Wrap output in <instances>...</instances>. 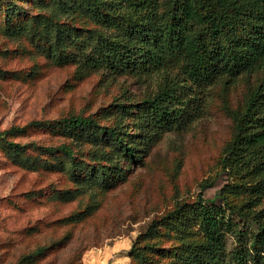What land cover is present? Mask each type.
Wrapping results in <instances>:
<instances>
[{
  "label": "rangeland",
  "instance_id": "rangeland-1",
  "mask_svg": "<svg viewBox=\"0 0 264 264\" xmlns=\"http://www.w3.org/2000/svg\"><path fill=\"white\" fill-rule=\"evenodd\" d=\"M20 4L13 24L31 32L22 36L11 35V18L0 9V132L23 128L9 141L27 149L15 157L0 142V264H136L133 248L143 244L150 224L178 204L195 203L203 185L211 183L202 192L208 204H222L217 196L230 178L220 160L234 133L229 112L244 106L262 76L220 82L210 88L206 113L191 129L149 139L141 104L159 92L160 78L54 64L45 52L51 42L34 33L42 29L37 16L50 11L32 1ZM74 8L68 16L59 14L71 30L69 51L88 37L95 38L91 52L99 36L118 34ZM77 115L115 129L135 148L134 156L103 132L75 138L55 125ZM38 122L47 126L36 127ZM63 144L72 147L74 159L46 151ZM103 170L107 185L96 183ZM193 226L185 224L189 231ZM185 230L176 226L172 237L160 239L161 247H179ZM185 258L154 257L151 264H186Z\"/></svg>",
  "mask_w": 264,
  "mask_h": 264
},
{
  "label": "trees",
  "instance_id": "trees-1",
  "mask_svg": "<svg viewBox=\"0 0 264 264\" xmlns=\"http://www.w3.org/2000/svg\"><path fill=\"white\" fill-rule=\"evenodd\" d=\"M2 1L8 2L3 5ZM30 1L50 11L37 16L42 29L34 33L51 42L45 52L54 64L83 63L88 68L160 78L159 92L141 104L143 131L149 139L191 129L206 113L210 88L220 82L262 76L244 106L229 112L234 133L220 160L222 171L230 178L217 196L222 204H208L202 192L211 183L203 185L195 203L178 204L154 220L143 244L133 250L136 264H151L154 257L170 255L186 257V264H264V0H78L74 5L53 0V8L48 7L51 0L48 4L42 3L44 0H0V9L4 7L11 18L6 20L13 25L12 36L31 33L12 21L23 9L20 3ZM77 5L93 22L119 30L118 34L105 39L99 36V44L91 52L95 38L88 37L76 52L69 51L66 39L71 30L59 14L68 16ZM55 125L75 138L103 132L127 156L135 154V148L115 129L102 126L93 116L66 117ZM22 132L23 128L0 132V142H5L14 156L27 151L9 141ZM46 151L75 158L68 144ZM24 159L19 158V163L26 167L30 161ZM106 175L101 171L96 183L107 185ZM191 222L196 229L189 231L185 224ZM176 226L186 229L182 244L169 250L161 247L160 239L172 237Z\"/></svg>",
  "mask_w": 264,
  "mask_h": 264
}]
</instances>
